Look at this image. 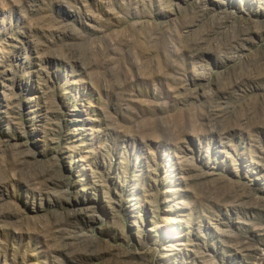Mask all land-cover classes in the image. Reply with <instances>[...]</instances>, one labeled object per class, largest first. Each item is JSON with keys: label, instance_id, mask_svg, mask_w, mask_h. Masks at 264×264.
<instances>
[{"label": "rangeland", "instance_id": "obj_1", "mask_svg": "<svg viewBox=\"0 0 264 264\" xmlns=\"http://www.w3.org/2000/svg\"><path fill=\"white\" fill-rule=\"evenodd\" d=\"M0 264H264V0H0Z\"/></svg>", "mask_w": 264, "mask_h": 264}]
</instances>
